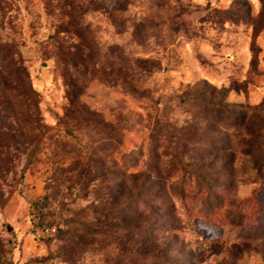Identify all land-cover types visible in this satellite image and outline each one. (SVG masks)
Listing matches in <instances>:
<instances>
[{"label":"rangeland","instance_id":"obj_1","mask_svg":"<svg viewBox=\"0 0 264 264\" xmlns=\"http://www.w3.org/2000/svg\"><path fill=\"white\" fill-rule=\"evenodd\" d=\"M0 43L47 126L31 155L0 164V264L133 263L142 239L111 230L109 198L125 204L150 174L143 197L188 188L151 221L172 229L159 238L170 264H264V0H0ZM204 84L227 88L254 138L206 115ZM69 92L93 119L68 114Z\"/></svg>","mask_w":264,"mask_h":264},{"label":"trees","instance_id":"obj_2","mask_svg":"<svg viewBox=\"0 0 264 264\" xmlns=\"http://www.w3.org/2000/svg\"><path fill=\"white\" fill-rule=\"evenodd\" d=\"M82 13L84 14V12ZM71 15L73 14L71 13ZM13 49L14 45L12 43H0V164L7 163L10 159L9 156L13 153L15 155L18 153H25L27 156L31 155V153L27 152L29 147L32 144H34L33 147H39L47 130V126L43 123L41 117L38 93L32 86L25 66L21 59L17 57V53L13 52ZM227 93V88L217 90V88L209 84H204L198 91V102L202 104L207 116L218 117L217 123L222 125L227 132H233L237 136L246 134L247 137L254 138L257 135L256 126L252 122L247 121L244 116L242 117L240 113L228 108L229 104L226 102ZM69 94L70 96L72 95L71 92ZM216 95H218V99L214 100ZM69 101L68 114L76 115L83 122L93 119L91 114H89V110L85 106L79 105V100L77 101L75 96L69 97ZM82 114L88 116H82ZM223 115H225V118ZM12 117L22 127L27 128V131L24 128L14 129L10 121ZM157 182V178L152 174L147 175L140 186L132 182L131 187L136 195L130 196L123 205L118 206L119 195L109 198L111 200L110 203L114 206L106 214L111 218L109 223L111 230H125L129 242L135 237L142 239L139 241L140 249H135L134 251L132 247L127 250L129 261L133 262L131 264H134L133 257L135 253L142 254V256L140 255L144 259L142 264H157L158 259L163 255H166L165 264H170L169 261L172 258L171 250H167L164 244L159 242V238L164 235H170L172 229L164 226H155L154 223L157 220L155 217L158 216L164 202L169 203L170 208L172 204L173 208V197L186 198L188 188L182 186L179 192L175 191L172 197L166 196L163 200H159L155 196L143 197L141 195L143 189H146L149 192L148 194L152 193V190L156 187L155 185L158 184ZM200 194H205L206 199H210L209 201L213 199L208 196V191L204 188ZM253 200V204L259 202L255 197ZM215 208H210L208 213L205 212V215H216L217 211ZM135 217H138L140 223H142L141 232L139 230L134 232L133 218ZM151 221H154V223L152 224ZM82 225H85V223H82ZM85 232L83 231V237H85ZM90 232L98 233L99 231L90 230ZM136 244L138 245V241H136Z\"/></svg>","mask_w":264,"mask_h":264},{"label":"water","instance_id":"obj_3","mask_svg":"<svg viewBox=\"0 0 264 264\" xmlns=\"http://www.w3.org/2000/svg\"><path fill=\"white\" fill-rule=\"evenodd\" d=\"M10 229V228H9Z\"/></svg>","mask_w":264,"mask_h":264}]
</instances>
